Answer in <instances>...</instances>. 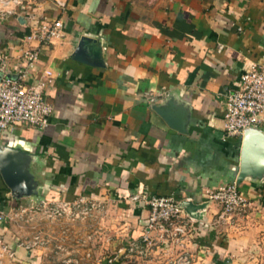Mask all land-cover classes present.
Wrapping results in <instances>:
<instances>
[{"label":"crops","instance_id":"1","mask_svg":"<svg viewBox=\"0 0 264 264\" xmlns=\"http://www.w3.org/2000/svg\"><path fill=\"white\" fill-rule=\"evenodd\" d=\"M25 3L0 21V50L15 72L21 50L39 47L29 82L51 72L44 97L54 113L45 130L15 124L0 135V149L21 154L31 192L16 197L0 175V240L18 241L20 207L81 198L125 217L139 240L148 210L131 197L171 196L207 203L185 241L193 264H264V177L239 183L248 207L231 223H218L221 207L205 199L239 173L243 137L225 135V102L264 60V0ZM56 20L60 37L25 40Z\"/></svg>","mask_w":264,"mask_h":264},{"label":"built area","instance_id":"2","mask_svg":"<svg viewBox=\"0 0 264 264\" xmlns=\"http://www.w3.org/2000/svg\"><path fill=\"white\" fill-rule=\"evenodd\" d=\"M25 6V0H0V21L14 17L23 11ZM62 27L61 20L38 24L25 40L38 41L39 44L49 43L61 36ZM39 54V47L22 49L19 64L15 72H12L8 53L0 50V135L11 130L15 124H26L39 130H45L50 125L54 108L45 100L44 94L49 84L48 78L52 74L46 71V80L29 82L30 72ZM225 106L223 129L227 137L242 138L246 129L264 126V60L252 62L244 70L239 78L238 87L227 93ZM205 199L221 207L218 223H231L235 216L248 207V199L241 193L236 181L214 190H207ZM131 201L142 203L148 210L143 234L139 240L133 239L127 246L120 248L109 262L129 255L134 257V253L142 254L143 250L148 251L153 247L163 251L166 248L164 253L170 256L164 262L151 264H193L194 257L187 250L185 241L192 235L195 225L200 221L183 211L180 207L181 201L171 196L146 195H133ZM48 204H51L49 209L51 216L56 219L62 217L78 219L89 215L95 207H101L96 201L81 198L73 203L43 201L37 206L23 208L20 212L44 208ZM205 210L206 208L199 213L204 214ZM5 218H7L5 215H0V220ZM41 242L39 237L30 243L16 242L14 245L0 240V264L6 258H15L19 248L29 249ZM158 244H163V247ZM168 244L169 247L166 246Z\"/></svg>","mask_w":264,"mask_h":264},{"label":"rangeland","instance_id":"3","mask_svg":"<svg viewBox=\"0 0 264 264\" xmlns=\"http://www.w3.org/2000/svg\"><path fill=\"white\" fill-rule=\"evenodd\" d=\"M23 208L18 209L15 218V224L20 226L17 242L30 243L36 237L42 242L29 249L19 248L15 258H6L1 264H151L164 262L170 256L164 253L166 248L156 249L155 253L150 247L148 251L142 249V254L134 253V257L109 262L134 239L131 223L112 214L111 207H95L78 219L52 217L51 204L20 212Z\"/></svg>","mask_w":264,"mask_h":264},{"label":"water","instance_id":"4","mask_svg":"<svg viewBox=\"0 0 264 264\" xmlns=\"http://www.w3.org/2000/svg\"><path fill=\"white\" fill-rule=\"evenodd\" d=\"M23 165L24 160L19 152L9 147L0 149V175L5 185L18 198L29 196L31 193L28 187L30 177L24 171ZM248 176L258 179L264 177V132L258 128L246 129L242 138L236 182L239 184ZM180 207L190 217L201 221L204 214L199 212L207 208V203L195 204L182 200Z\"/></svg>","mask_w":264,"mask_h":264}]
</instances>
